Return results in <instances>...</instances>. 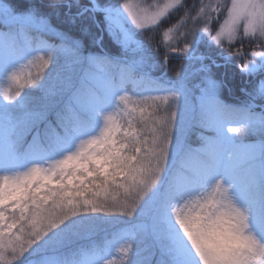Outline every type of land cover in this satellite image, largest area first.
Returning a JSON list of instances; mask_svg holds the SVG:
<instances>
[{"label": "snow or ice", "instance_id": "6c2138e0", "mask_svg": "<svg viewBox=\"0 0 264 264\" xmlns=\"http://www.w3.org/2000/svg\"><path fill=\"white\" fill-rule=\"evenodd\" d=\"M52 7L66 9L80 35L0 0V264H142L132 258L134 231L114 249L111 242L72 246L98 227V216L143 217L155 264H264V75L242 89L246 102L230 105L221 99L224 82L203 68L200 123L210 137L194 150L180 118L183 87L140 71L148 49L137 39V30L154 29L182 0L152 10L136 0ZM94 27L111 37L116 55L89 52L82 37ZM174 31L182 47L171 42ZM163 38L188 60L203 59L195 52L205 39L253 41L250 53L241 45L224 59L242 75L264 74V51L256 50L264 48V0H201ZM129 52L140 59L127 62ZM26 89L40 93L35 107ZM241 135L259 139L238 143Z\"/></svg>", "mask_w": 264, "mask_h": 264}, {"label": "trees", "instance_id": "16d2710c", "mask_svg": "<svg viewBox=\"0 0 264 264\" xmlns=\"http://www.w3.org/2000/svg\"><path fill=\"white\" fill-rule=\"evenodd\" d=\"M138 1L144 6L155 5L156 3L163 4L166 2V0ZM13 2L21 10L26 8L30 11L35 10L41 14H46L52 21H54V26L57 27L59 31H71L72 33L80 35L78 26L71 24L69 20L64 17L63 13L67 10L52 7V5L66 2V0H13ZM81 2L87 3V0H81ZM203 2L208 3V0H203ZM97 3H100L101 5L108 3L118 5L123 3V0H97ZM182 3L184 7L173 10L170 15L163 19L154 29L145 31L137 30V39L141 40L148 49V56L140 71L142 73H147L154 80H158L162 84L176 87L182 86L184 94L191 93L193 98L197 99L199 97L201 98L202 89L205 84V76L208 74L203 71V68L207 66L210 68L211 75L215 79L224 82L225 86L221 92V99L225 103L230 105H240L246 102L248 97L242 89H248L250 91L256 80L260 79L261 75L264 74L258 73L251 78L247 75H242L236 63L226 62L224 57L230 51L240 48L241 45H243V49L246 53H250L255 47V43L245 39L232 45H229L227 41L217 45L210 39H205L196 46L195 52L197 57H203L202 60H188L171 54L168 51V46L164 43L163 33L167 31L169 27L179 24L180 19L184 15L185 9H190L191 14L195 15L196 11L201 6V0H182ZM74 11L75 9H73V12ZM190 27V22L185 25V28ZM198 27L202 28L203 24H199ZM216 27L217 25L214 23L212 28L215 29ZM179 31H184V28L179 29ZM179 31L170 33V36L172 37L171 42L174 43L175 46L182 47L184 41L179 38ZM44 38L48 40L49 43L59 42L55 36H45ZM82 39L89 52L103 50L106 53L116 55V49L118 46L114 44L111 37L102 29V27H94L92 29V34L82 37ZM99 39L100 42L98 41ZM256 50L264 51V48H257ZM165 55L168 56L167 63L164 62ZM124 56L129 57L133 61L140 59L139 53L129 52ZM247 58L251 59V56L249 55ZM69 67L77 74L81 71L80 66L69 65ZM177 72H181L182 76L177 77ZM25 91L28 93L26 99L32 107H35L40 93L35 89H26ZM127 91L130 94H133L136 89L132 85H128ZM145 94L158 95L159 93L153 91ZM257 103H261V101H257ZM196 106L195 118L192 122L189 136L185 141L186 145L194 150L201 148L205 144V141L202 140L201 137H210L209 131L202 127L200 123V104H196ZM253 139L258 140L259 137L241 135L237 142L249 143L252 142ZM175 162L179 164V161L176 159ZM193 163H195V161H193ZM135 221V218H128L126 216H98L95 218V223L98 227L90 232L82 233L88 236L82 239L78 236L74 240L72 246L88 247L93 243L104 246L111 242V247H113L118 243L122 236L121 229L123 227L132 226L133 231L136 233V239L133 241V249L136 255L132 258L141 261L142 264H155V261L159 259V254L154 247V242L150 236L145 234L141 229L136 228V225L133 223ZM38 258L39 257H32L31 259Z\"/></svg>", "mask_w": 264, "mask_h": 264}, {"label": "rangeland", "instance_id": "374dc122", "mask_svg": "<svg viewBox=\"0 0 264 264\" xmlns=\"http://www.w3.org/2000/svg\"><path fill=\"white\" fill-rule=\"evenodd\" d=\"M136 2L139 3L144 8H148L149 10H152V8L154 7V5L144 6L138 0H136ZM200 103H201L200 97L197 99H194L193 95L191 93L184 94V98L182 100L179 112H180V118L184 122V128H185L184 140L185 141L187 140V138L189 136L190 128H191L192 122L195 118V111L197 108L196 104H200ZM232 126H234V125H232ZM173 159H174V161L176 159L175 158V149H173ZM134 218L136 219V221L133 223L136 225V228L141 229L145 234H147L149 231V228H150V225L147 223V221L143 217H139V216L134 217ZM121 230H122V232H121L122 236L119 239L118 243L112 247L113 249L116 246H118V244L120 242H122V238L126 233L133 232V227L132 226L123 227ZM86 236H88V235L82 234L79 236V238L82 239V238H85Z\"/></svg>", "mask_w": 264, "mask_h": 264}]
</instances>
